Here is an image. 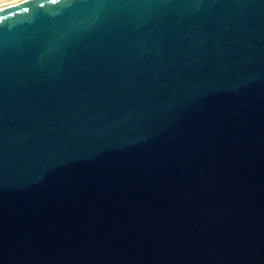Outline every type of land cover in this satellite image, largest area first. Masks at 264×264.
Wrapping results in <instances>:
<instances>
[{"label": "water", "instance_id": "water-1", "mask_svg": "<svg viewBox=\"0 0 264 264\" xmlns=\"http://www.w3.org/2000/svg\"><path fill=\"white\" fill-rule=\"evenodd\" d=\"M0 264H264V0L1 7Z\"/></svg>", "mask_w": 264, "mask_h": 264}, {"label": "bare ground", "instance_id": "bare-ground-1", "mask_svg": "<svg viewBox=\"0 0 264 264\" xmlns=\"http://www.w3.org/2000/svg\"><path fill=\"white\" fill-rule=\"evenodd\" d=\"M17 1H20V0H14V1H11V2H5L3 4H0V8L3 7V6L9 5V4L15 3Z\"/></svg>", "mask_w": 264, "mask_h": 264}, {"label": "rangeland", "instance_id": "rangeland-1", "mask_svg": "<svg viewBox=\"0 0 264 264\" xmlns=\"http://www.w3.org/2000/svg\"><path fill=\"white\" fill-rule=\"evenodd\" d=\"M11 1H14V0H0V4H3L5 2H11Z\"/></svg>", "mask_w": 264, "mask_h": 264}]
</instances>
